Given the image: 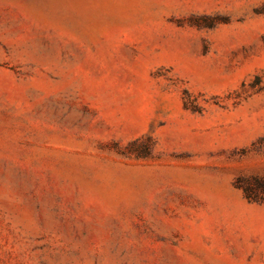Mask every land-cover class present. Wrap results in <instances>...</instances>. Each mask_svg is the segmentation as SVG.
Masks as SVG:
<instances>
[{
  "label": "rangeland",
  "instance_id": "374dc122",
  "mask_svg": "<svg viewBox=\"0 0 264 264\" xmlns=\"http://www.w3.org/2000/svg\"><path fill=\"white\" fill-rule=\"evenodd\" d=\"M0 264H264V0H0Z\"/></svg>",
  "mask_w": 264,
  "mask_h": 264
}]
</instances>
